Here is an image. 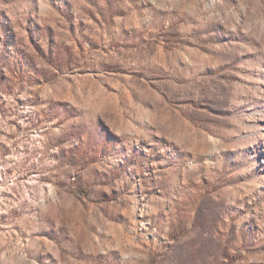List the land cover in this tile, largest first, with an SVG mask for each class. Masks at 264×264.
<instances>
[{
  "label": "rangeland",
  "instance_id": "374dc122",
  "mask_svg": "<svg viewBox=\"0 0 264 264\" xmlns=\"http://www.w3.org/2000/svg\"><path fill=\"white\" fill-rule=\"evenodd\" d=\"M0 264H264V0H0Z\"/></svg>",
  "mask_w": 264,
  "mask_h": 264
}]
</instances>
